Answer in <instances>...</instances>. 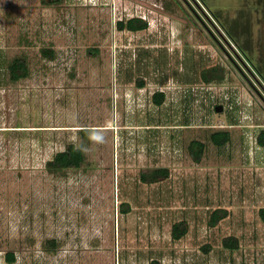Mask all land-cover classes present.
I'll list each match as a JSON object with an SVG mask.
<instances>
[{"label": "rangeland", "instance_id": "374dc122", "mask_svg": "<svg viewBox=\"0 0 264 264\" xmlns=\"http://www.w3.org/2000/svg\"><path fill=\"white\" fill-rule=\"evenodd\" d=\"M134 16L148 28L117 27ZM16 56L29 74L13 81ZM263 129L264 0H0V264L9 250L13 264H264ZM70 143L83 166L49 170ZM162 166L168 179L140 180ZM216 208L229 214L211 226Z\"/></svg>", "mask_w": 264, "mask_h": 264}, {"label": "trees", "instance_id": "16d2710c", "mask_svg": "<svg viewBox=\"0 0 264 264\" xmlns=\"http://www.w3.org/2000/svg\"><path fill=\"white\" fill-rule=\"evenodd\" d=\"M117 27L120 30H130V31H139L148 28V22L142 17L134 16L129 19H121L117 21ZM44 55L48 57H52L54 55V50L52 48H45L43 50ZM251 61L252 59L249 58ZM8 69L10 72V78L13 81H17L23 77H26L29 74V67L27 61L24 57L16 56L14 57L10 63L8 64ZM256 69L260 74H262L261 69L256 66ZM214 70L217 72L219 69ZM214 71V72H215ZM204 77L206 81L214 78L212 75H208V72L205 70ZM140 85H144L145 82L141 80L139 82ZM166 94L164 91H156L153 93V101L157 105H162L165 100ZM94 129L91 128H82L81 136L86 140H91L93 136ZM211 141L217 145L222 146L230 141L231 134L226 130H218L211 133L210 136ZM258 142L261 145H264V129L258 135ZM206 145L203 141L194 139L189 144V150L193 157V159L199 162L205 151ZM87 156L85 153V149L82 145H77L75 143H70L68 146L59 152H57L54 157L48 161L47 167L49 170L53 172L57 171H65L67 169H79L86 162ZM171 175V171L169 167L162 166L156 167L150 171H143L140 174V180L144 183H158L168 179ZM131 210L130 203L124 201L120 204V211L122 213H128ZM229 211L226 208H216L212 211L209 219V224L211 226L217 225L223 218L228 216ZM259 214L264 222V206L259 209ZM189 230V226L186 220H180L174 222L172 225V238L174 240L182 239ZM223 244L225 247L235 250L240 246V240L235 235H228L224 237ZM59 247L58 240L56 238H50L46 240L45 248L49 251H55ZM205 250H209V245L205 247ZM5 259L8 264H13L17 260L16 252L13 250H9L5 253Z\"/></svg>", "mask_w": 264, "mask_h": 264}, {"label": "water", "instance_id": "95a60500", "mask_svg": "<svg viewBox=\"0 0 264 264\" xmlns=\"http://www.w3.org/2000/svg\"><path fill=\"white\" fill-rule=\"evenodd\" d=\"M223 108H224L223 105H217V106H216V110H217V111H222Z\"/></svg>", "mask_w": 264, "mask_h": 264}]
</instances>
